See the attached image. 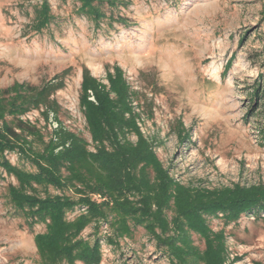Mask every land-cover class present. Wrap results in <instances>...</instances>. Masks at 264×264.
<instances>
[{
  "label": "rangeland",
  "instance_id": "rangeland-1",
  "mask_svg": "<svg viewBox=\"0 0 264 264\" xmlns=\"http://www.w3.org/2000/svg\"><path fill=\"white\" fill-rule=\"evenodd\" d=\"M123 1L125 6L104 11L125 24L106 19L96 28L77 12L76 0H49L54 18L35 34L34 0H0V88L14 81L39 85L59 75L63 87L53 95L58 117L90 142L78 106L81 70L87 67L105 82L107 67L119 65L138 92L141 130L174 177L205 187L264 183L262 98L253 105L248 97L264 72V0ZM24 118L44 135L56 125L40 110ZM178 120L189 141L180 142ZM6 156L32 169L15 153ZM2 176L0 264H36L33 235L44 225L26 226L6 197V186L15 179ZM48 192L62 193L52 187ZM209 225L224 228L230 257L238 259L234 264H264V213L242 214L227 226L210 218ZM94 234L101 238L100 264H172L141 227L115 242L104 222L82 232ZM192 238L203 247L197 235Z\"/></svg>",
  "mask_w": 264,
  "mask_h": 264
},
{
  "label": "trees",
  "instance_id": "trees-1",
  "mask_svg": "<svg viewBox=\"0 0 264 264\" xmlns=\"http://www.w3.org/2000/svg\"><path fill=\"white\" fill-rule=\"evenodd\" d=\"M34 1L30 29L40 34L54 16L49 0ZM76 1L77 12L96 28L106 19L125 24L104 11V6H125L123 0ZM104 79L87 67L81 70L78 106L90 142L58 117L60 106L53 95L63 87L59 75L39 85L14 81L0 88V180L2 173L15 179L7 184L6 197L26 226L44 225L33 235L36 264H100L101 238L83 237L82 232L101 222L111 230V242L143 228L172 264H234L238 259L230 257L224 228L213 230L209 219L218 218L227 226L242 214L260 217L264 183L220 187L183 183L143 134L138 92L123 69L116 64L107 67ZM258 81L248 97L253 105L262 98L264 112V72ZM33 110H40L46 120L51 115L56 125L49 135L24 118ZM174 130L180 142L190 140L181 121ZM7 153H15L32 169L11 163ZM49 187L62 193L51 194ZM193 234L202 240V248L194 244Z\"/></svg>",
  "mask_w": 264,
  "mask_h": 264
}]
</instances>
